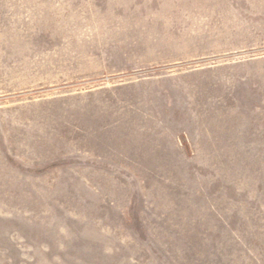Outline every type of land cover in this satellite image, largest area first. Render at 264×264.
Masks as SVG:
<instances>
[{
	"label": "rangeland",
	"instance_id": "rangeland-1",
	"mask_svg": "<svg viewBox=\"0 0 264 264\" xmlns=\"http://www.w3.org/2000/svg\"><path fill=\"white\" fill-rule=\"evenodd\" d=\"M0 264H264V0H0Z\"/></svg>",
	"mask_w": 264,
	"mask_h": 264
}]
</instances>
